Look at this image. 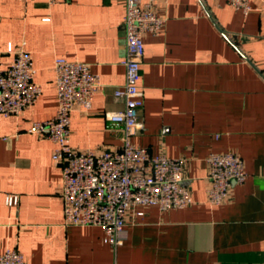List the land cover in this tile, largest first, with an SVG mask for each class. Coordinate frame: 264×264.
Listing matches in <instances>:
<instances>
[{
    "label": "crops",
    "instance_id": "1",
    "mask_svg": "<svg viewBox=\"0 0 264 264\" xmlns=\"http://www.w3.org/2000/svg\"><path fill=\"white\" fill-rule=\"evenodd\" d=\"M252 4L245 14L226 0H157L166 22L145 36L144 128L133 141L187 159L194 203L146 208L114 248L101 227L64 223L55 144L28 128L56 114L55 61L63 57L86 62L102 82L91 109L72 113L71 144L123 145L122 128L106 113L124 108L114 91L126 78V1L0 0V52L25 42L43 88L20 116L0 114V254L19 249L27 264H264V0ZM230 150L248 177L229 202L212 204L206 159ZM9 195L19 203L10 205Z\"/></svg>",
    "mask_w": 264,
    "mask_h": 264
},
{
    "label": "built area",
    "instance_id": "2",
    "mask_svg": "<svg viewBox=\"0 0 264 264\" xmlns=\"http://www.w3.org/2000/svg\"><path fill=\"white\" fill-rule=\"evenodd\" d=\"M46 1L53 5L58 0ZM125 1L126 78L114 91L116 97L124 100V108L106 113L111 127L122 128L123 145L95 151L71 144L72 113L77 108L85 112L91 109L102 82L86 62L63 57L55 61L59 100L56 114L47 120H36L28 128V132L47 137L55 144L52 160L62 172L64 223L99 226L105 233V241L114 248L123 244L129 220L142 216L146 208L157 206L168 211L194 203L192 188L185 183L187 159L172 158L163 152L154 155L133 141L144 128L141 119L144 92L139 82L145 36L161 33L166 19L157 11V0ZM226 1L245 14L254 10L252 0ZM5 56L10 59H4ZM35 76L33 56L25 48V42L19 46L10 42L0 52V114L20 116L40 98L43 88ZM206 161L209 202H229L233 187L243 184L248 177L243 158L230 150L213 152ZM8 203L18 204L19 196L9 195ZM0 264H27V261L19 249H9L0 254Z\"/></svg>",
    "mask_w": 264,
    "mask_h": 264
}]
</instances>
